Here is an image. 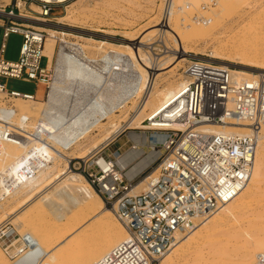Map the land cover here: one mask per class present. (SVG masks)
I'll return each instance as SVG.
<instances>
[{
    "label": "built area",
    "instance_id": "obj_1",
    "mask_svg": "<svg viewBox=\"0 0 264 264\" xmlns=\"http://www.w3.org/2000/svg\"><path fill=\"white\" fill-rule=\"evenodd\" d=\"M67 1H1L0 95L6 105L16 98L36 99L43 82L51 89L49 58L44 53L47 32L32 23L51 21L52 12ZM21 5L27 7L25 12ZM11 34L23 38L17 61L4 58ZM186 72L189 80L174 93L163 117L156 114L146 120L153 132L150 150L159 155L148 165L145 189L134 191L136 177L123 173L117 150L112 157L98 149L70 161V170L87 179L127 233L97 264H159L179 237L196 230L204 217L232 201L249 184L264 127V76L234 82L220 65L197 59L190 61ZM8 78L33 81L35 93L9 91L2 81ZM231 119L247 122L249 133H212L202 127L227 124ZM3 132L18 144L32 141L27 129ZM10 232L7 225L0 229L6 257L13 262L24 256L27 264H40L42 251L37 241L21 234L12 240L16 233Z\"/></svg>",
    "mask_w": 264,
    "mask_h": 264
},
{
    "label": "bare ground",
    "instance_id": "obj_2",
    "mask_svg": "<svg viewBox=\"0 0 264 264\" xmlns=\"http://www.w3.org/2000/svg\"><path fill=\"white\" fill-rule=\"evenodd\" d=\"M164 2L162 19L159 24L160 27L156 30L163 36H172L174 32L173 25L177 18L176 15L180 0H165ZM261 10L264 11V7ZM258 15L259 13L256 16L258 17ZM61 17L62 16L56 18L57 23H62L63 18ZM261 22H263V20ZM255 23H253V25ZM43 30L48 34L45 42L44 53L49 58L50 68L55 49L57 38L56 35L59 33V31L50 28H44ZM60 33L63 35L66 34L65 32ZM82 38L88 41L94 40L91 37ZM66 41L65 45H63L62 49L60 50L61 52H59L60 58L63 59L74 53H78L76 52V48L78 46L76 47L75 45H72L70 42ZM122 43L132 42L124 40ZM104 44L112 45L111 47L113 48L111 52L115 54L111 56L110 52L107 53V55H110L112 64L107 71L106 79H103L104 81L101 83L102 88L97 92L94 99H96L102 105L104 103L103 107L109 113H112L114 108H123L129 100L135 97H140L141 102L136 110V114L128 121L126 124L127 126L132 125L135 120L140 117V114L143 113L148 104H151L150 106L153 107V110H151V112L145 116L146 118L156 114H160L163 117V114L166 113L165 107H167L169 104L172 96L183 84L189 80V78L187 75L184 76V81L179 82L176 86L166 88L161 93L158 91L159 87L156 83L158 81L157 79L163 74L164 69H166L167 65L171 61L189 60V57L192 56V52L186 49L182 50L177 46V44H175L174 48L165 52L166 55L153 59L144 53V43L139 42L137 44L134 43L128 46L125 44L108 43L102 40L99 45ZM80 47L81 46H79V48ZM117 47L124 48V50L129 51L132 54L130 55L128 53L121 52L116 49ZM228 48H230V51L234 48H237V50H234L233 53L230 52L231 54H222L213 51L211 59H204V57L195 59L207 62L216 60L221 65L225 66L221 67L228 71L234 82L244 81L249 78H253L256 75L264 76V61L261 60V57L263 59L264 52L247 48L245 45L238 47L232 44L231 46L230 43ZM82 49L83 48H81V50ZM180 50L183 51V53L180 52ZM136 62L141 64L143 67L142 70L144 72V79L137 68L138 72L132 73L131 80H128L129 84L126 86L138 85L142 82L141 86L135 90L122 91L120 94L116 95L114 93L115 90H113L115 89L116 85L113 83V79L111 77L116 76L117 72L119 71H127L128 69L125 68L126 65L132 63L136 65ZM234 66H236V68H232ZM58 76V72L56 71V77L51 84V90L47 100H43L44 92L42 93L41 99H39V97L29 100L20 98L15 99L31 101L34 103L32 105L35 107H37L38 103L40 102L34 100H42L45 101L44 104H52V108L54 110L49 111L45 109L42 112V115L39 117L38 121L40 120L41 126L38 125V121L37 123L34 121H20L15 118L14 115H11L8 111H5V108H0V126H3L6 129L5 131L10 129H14L15 131L20 130L21 128L27 129L28 133H26V135L32 140L27 143L18 144L17 142L12 141V137L7 135V133L3 132L0 134V156L3 157L0 158L2 161V163L0 162V203L3 200L15 197L20 193L25 194L24 199L20 201L19 207L17 209L11 211L10 213L5 212L7 214V218L0 222V229L3 228V224L7 222L19 230L23 229V232L21 233L22 236H32L37 241L42 251L40 264H97V261L105 253H107L117 243L126 238L127 233L123 225L115 217L114 213L104 205L102 198L87 181V179L80 173L70 170V161L74 158L86 157L94 151L100 149L102 145L114 139L125 128V126L112 122L109 125L107 131H105L102 136L100 135L101 138L92 144V147L87 153H85V155H66L61 150V145L74 144L79 146V143L87 138L94 129L104 128L106 124H101L103 122H100L99 119H96V116L93 117L92 112H94V110H91V108L93 109V107H91L94 105L93 102L91 106L90 104H87V106L84 108L78 109L77 104H79L78 102L81 99L78 91L77 93L74 91L72 92L74 96H76L74 102H76L77 107L72 105L71 108L73 112L70 116H66L64 113L65 110H67L65 109L66 102H64L66 100V93L57 91V83L60 81ZM118 87L122 89L125 86L124 84H120ZM105 92L106 95H110V97L114 98L112 102L105 103ZM37 95H41L40 89L38 90ZM0 97H2V95H0ZM58 104L60 106L64 105V107H58ZM95 106L96 105H94V107ZM73 108H75V110H73ZM3 113H7V115L3 116L5 115ZM101 113L104 112L102 111ZM48 123H53L56 125L45 126V124ZM137 124L141 125V122H138ZM202 127L208 129L212 133L246 134L250 131L247 126V122L238 119H231L227 124H213ZM1 130L3 131V128ZM48 130L51 132H48ZM44 132L47 133V135H45ZM137 136H142V138L138 142L135 141L136 143H134L131 148L139 153L138 155H145L138 162L139 164L137 163L135 167H132L126 172V176L129 178L136 177L159 155V151L157 150H150L147 153L145 152L144 146H146L147 141L150 140V137L146 134V132L137 134ZM263 139L264 127L261 128L259 133L257 150L253 163V173L248 186L232 201L223 205L212 215L204 217L200 221V224L196 230L190 234L179 237L170 251L160 258L159 264H177L173 261V258L174 255L179 254L178 252L182 251L190 255L193 251H197V246H199V242L202 240L201 235L204 232L221 233L224 229V217L231 214L235 215L251 204L250 201L252 199L249 198L251 197L249 195L253 190L259 188V185L262 181V176L264 175V153L261 149L263 145ZM123 155L124 153L116 155L117 164L121 169H124L128 165V162L125 163V161L128 160L130 156H132L130 154L125 156ZM61 161L64 164L63 167L59 169L58 163ZM54 169H56V172L51 173V171ZM144 184V181L141 180L135 185V190ZM52 186H54L53 189L51 188ZM143 189H145V186L142 187L141 191ZM260 193L261 192H257L256 196H253L257 197ZM83 211H86L87 213L84 214L82 213ZM26 212L28 215L25 217L26 219H24L22 216L24 219L23 220L21 215L23 213L26 215ZM260 212L263 213L264 211ZM48 213L53 216V220L50 225H46L48 223L45 221V217ZM261 213L260 215H263L264 217V214ZM239 214L236 216H239ZM38 221H41V224L43 225L40 232L37 231ZM87 223H89V225L80 231L79 229L84 225H87ZM250 226L252 225L250 224ZM234 229L236 228H233L234 232H236V230L240 231L238 229ZM238 233L236 232L234 234L236 235ZM236 237L238 236L236 235ZM250 240L252 239H249V241ZM263 243L261 244L264 245ZM53 249L56 250L52 252ZM243 249L244 247L242 245V247H236L234 252L241 254ZM227 251H230V248L225 246H219L216 248L213 251L214 256L212 261L214 264H221L220 262H216V259ZM4 256L6 255L1 249L0 260L4 259ZM10 262V264H27L26 257L24 256L16 259L13 262ZM253 264H264V254L260 253V255L256 257Z\"/></svg>",
    "mask_w": 264,
    "mask_h": 264
},
{
    "label": "rangeland",
    "instance_id": "obj_3",
    "mask_svg": "<svg viewBox=\"0 0 264 264\" xmlns=\"http://www.w3.org/2000/svg\"><path fill=\"white\" fill-rule=\"evenodd\" d=\"M1 1H4V3L9 2V0H0V4ZM164 1L165 0H70L56 7L51 14V21H46L45 23H32V25L42 29L50 28L59 31L56 35L55 49L49 72L51 76L48 82L51 87L57 71L60 80L57 83V91L66 93V100L64 102H66L65 109L67 110L64 112L65 115H71L73 112L71 108L72 105L77 107L76 102H74L76 96H74L72 92L74 91L77 93L78 91L81 97L78 102L79 104H77L78 109L84 108L87 104H90L91 106L93 102V104L97 106H95L96 108L94 105L91 106L93 107L91 110H94V112H92L93 117L96 116V119L103 122L101 124H106L104 128L94 129L87 138L79 143V146L74 144L61 145L60 148L66 155H85V153H87L92 147V144L100 139L104 132L107 131L112 122L118 125H123L125 128L114 139L102 145L100 149L108 155H111V157L116 150L120 154L124 153L123 156L128 154L132 155L125 161V163L128 162V165L126 164L127 166L122 169L123 173L126 174V172L132 167H135L145 155H138L139 153L131 148L134 143L140 141L142 138V136H137V134H141L142 132H146L148 136L153 134L146 121L147 118L145 117L151 112V110H153V107L150 106L151 104L146 106L147 109L145 108L143 113L140 114V117H138L132 125H126L128 121L135 116L136 110L141 102L140 97H135L129 100L123 108H114L112 113H109L103 107L104 103L102 105L94 99L97 92L102 88L101 83L106 79L107 71L112 64L110 55H107V53L110 52L111 56L115 54L111 52L113 48L111 47L112 45H99L102 40L108 43L125 44L128 46L139 42L144 43V53L153 59L166 55L165 52L174 48L175 44H177L182 50L186 49L192 52V56L189 57V60H173L167 65L163 74L158 77V81L156 82L159 87V93L168 87L176 86L179 82L184 81V76L188 75L186 74V71L190 64V60L199 57L211 59L213 51L222 54H231L234 50H237V48H234L230 51V48H228L229 43L231 46L232 44L238 47L245 45L247 48L264 52V11L261 10L264 7V0H180L176 15L177 18L173 25L174 32L172 36H163L156 30L160 27L159 24L162 19ZM32 7L33 9L38 10L37 7ZM26 9L27 7L21 5L22 12H25ZM255 13H259L258 17H260L258 18ZM59 16H62L61 18H63L62 23H57L56 18ZM261 19L263 22H261ZM252 22L256 23L253 25ZM60 32H65L66 34L63 35ZM2 34L3 29L0 26V46L2 43ZM81 36L91 37L95 41H88ZM124 40L132 43H122ZM65 41L70 42L76 47L78 46L76 48V52L78 53H74L63 59L60 58L59 52H61L60 50L62 49V46L65 45ZM22 42L23 38L21 35L11 34L6 40L4 58L8 61H17ZM79 46L81 47L79 48ZM81 48L84 50L82 49V51ZM116 49L130 55L132 54L121 47H117ZM180 52L183 53L181 50ZM261 60L264 61V56L263 59L261 57ZM45 62L46 59H43V66L45 65ZM212 62L223 66L216 60H212ZM136 65L134 63L127 64L125 67L128 69L127 71H119L116 76L111 77L113 83L116 85L115 89H113L115 90L114 93L116 95L120 94L122 91L135 90L141 86L142 82L138 85L126 86L131 80L132 73L138 72L137 68L144 79L143 67L137 62ZM232 68H236V66ZM2 81L6 84L9 91H17L26 94H34L36 91V84L33 81H26L17 78H8L6 80L3 79ZM120 84H124L125 87L122 89L119 88L118 85ZM39 89L41 95H37V97L41 99L42 93L44 92L43 100H47V95L51 89L47 88L46 82L41 83ZM104 99L105 103L114 100L110 95H106V92L104 94ZM34 101L40 102L37 107L33 106L32 104L34 103L31 101L15 99H12L11 105H6V102L0 97V108H5V111H8L9 114L14 115L15 118L20 121L25 122V119L29 118V121L37 123L45 109L49 111L54 109L50 103L44 104L45 101L42 100ZM61 106L64 107V105ZM61 106L59 105L58 107ZM73 110H75V108H73ZM100 111H103L104 113H101ZM138 122H141V125L137 124ZM50 125L52 126L56 124H45V126ZM2 128L3 131L6 130L3 126H0V132H2ZM7 131L12 132L15 130L10 129ZM48 132L51 131L48 130ZM45 135H47V133H45ZM263 146L264 139L261 148L264 153ZM144 150L146 153L150 151L149 140L147 141V145L144 146ZM0 158L3 157L0 156ZM0 162L2 163L1 160ZM63 164L62 161L59 162L58 168H62ZM56 169L52 170L51 173L56 172ZM149 170L150 167H146L136 176L137 183L144 180V177ZM143 186H145V184L141 185L134 191L140 192ZM53 187L54 186L51 188L53 189ZM257 192H261L259 194L261 196L258 195L257 197H254ZM252 193L249 195L251 196L249 198L252 199L250 201L251 204L239 212L241 215L236 213L235 215L231 214L224 217V229L222 228L223 231L221 233L204 232L201 235L202 240L199 242V246H197V251H193L190 255L180 251L181 254L178 252V255H174L173 261L177 264H214L212 261L214 256L213 251L219 246H225L230 248V251L222 254V256L216 259V262H220L221 264H253L260 253L264 254V245L261 244L264 242V217L263 215H260V211H264V175L262 176L259 188L253 190ZM24 196V193H20L17 196L3 200L0 203V222L7 218L6 213H10L19 207L20 201L24 199ZM82 213L86 214L87 212L83 211ZM238 214L239 216H236ZM261 214H264V212ZM27 215L28 213L26 212V215L23 213L21 217L23 216L24 219H26L25 217H27ZM45 218L47 219H45V221L48 223L46 225H50L53 216L48 213ZM41 223V221H38L37 231L39 232L43 227ZM89 223L79 230L82 231L89 225ZM250 224L252 226H250ZM3 225H7L9 231L11 230V235L16 233L10 238L12 240L13 238L17 239V236L23 232V229L19 230L7 222ZM233 228L240 230L237 231L234 229L237 233L239 232L236 234L238 237L234 234L236 232L233 231ZM4 239L5 237L0 238V250L2 249L1 243ZM249 239L252 240L249 241ZM242 245L244 247L242 253H235V248L239 246L242 247ZM55 250L56 249H53L52 252ZM0 261L1 264L11 263L6 256Z\"/></svg>",
    "mask_w": 264,
    "mask_h": 264
}]
</instances>
